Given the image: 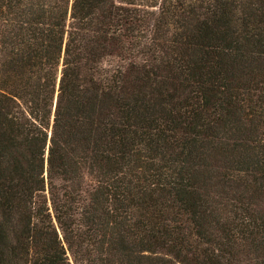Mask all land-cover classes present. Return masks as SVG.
Instances as JSON below:
<instances>
[{
	"label": "trees",
	"instance_id": "1",
	"mask_svg": "<svg viewBox=\"0 0 264 264\" xmlns=\"http://www.w3.org/2000/svg\"><path fill=\"white\" fill-rule=\"evenodd\" d=\"M0 264H264V0H0Z\"/></svg>",
	"mask_w": 264,
	"mask_h": 264
}]
</instances>
